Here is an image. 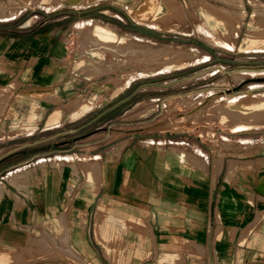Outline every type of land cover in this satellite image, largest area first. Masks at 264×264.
<instances>
[{
    "label": "rangeland",
    "instance_id": "obj_1",
    "mask_svg": "<svg viewBox=\"0 0 264 264\" xmlns=\"http://www.w3.org/2000/svg\"><path fill=\"white\" fill-rule=\"evenodd\" d=\"M99 1L0 0V34L42 40L45 35L57 32L55 37L59 43L63 38L62 56L71 53L74 57L73 72L63 75L61 84L65 89L59 94L53 87L43 86L41 80L45 79L39 76L41 72L36 63L43 48L31 46L23 57L24 62L21 59L14 62L12 91L2 92L5 86H0V117L6 113L1 106L19 94L43 105L51 102L46 115L59 109L65 118H73L74 109L80 104H84L80 111L89 109L59 127L40 130L44 126L41 123L31 126L28 135L2 141V147L28 144L21 151L23 155H17L7 164L31 157L37 160L24 168H13L8 174L0 172V191L5 187V178L12 180L30 173L38 165H55L62 170L70 163L65 164L63 158L70 156L77 164L72 178L78 188L71 189L70 193L77 194V231L91 238L108 222L111 232H115L119 190L99 189L101 162L85 165L79 162L78 155L100 157L101 153L112 150L110 159L116 162L119 145L125 137L132 136L131 131L124 134V129L141 125L147 128L142 131L143 135L156 133V129L169 136L172 130L179 136L190 133L189 143L200 144L206 151L205 166L209 163L216 167V161L219 163L222 159L228 164L230 155L241 159L250 150L264 148V139L248 145L243 142L255 139L264 130V50L256 48L264 42V0H151L156 9L150 13L149 22L147 19L139 22L128 7H121L115 0L92 5ZM146 1L133 0L130 6L139 10ZM161 8L164 11L160 19L189 22L192 32L151 25ZM59 16H63L61 29L53 28L54 19ZM27 19L29 24L34 23L23 29L20 23ZM99 19L118 23L123 33L117 31L114 39H102L96 33ZM44 20H49L45 26ZM200 53H205V57L198 56ZM192 55L196 57L193 60ZM65 61L63 68L70 65ZM48 80L53 82V77H46L45 81ZM56 112L59 121L61 114ZM156 113V118L148 120ZM37 119L34 115L33 120ZM136 120L144 122L134 123ZM14 135L12 131L9 136ZM166 137L149 139L147 143L166 148L176 144L182 150L178 141ZM4 138L6 131L0 126V140ZM189 153L191 157L185 159L191 167L202 164L196 159L198 155ZM39 155L46 157L37 158ZM57 156L62 159L53 162L59 160L53 159ZM235 162L247 164L241 160ZM87 181L93 183L94 189L86 187ZM66 191L69 194L70 190ZM121 195L124 196V190ZM61 216L65 228L64 213ZM43 239L39 235L9 255L2 251L7 247L0 244V264L54 262L48 255L55 251L44 252ZM64 241L68 242V235ZM94 245L99 247L95 241Z\"/></svg>",
    "mask_w": 264,
    "mask_h": 264
},
{
    "label": "crops",
    "instance_id": "obj_2",
    "mask_svg": "<svg viewBox=\"0 0 264 264\" xmlns=\"http://www.w3.org/2000/svg\"><path fill=\"white\" fill-rule=\"evenodd\" d=\"M102 3L103 0L92 5ZM62 17L54 19L53 28L59 26L61 29ZM116 17L125 21L118 15ZM29 20L20 23L23 29L33 25L34 22L29 24ZM49 20H44L42 25L45 26ZM56 34L45 35L42 40L0 34V86H5L2 92L12 91L14 62L20 59L24 62V55L33 45L43 48L36 62L41 72L39 76L45 80L53 77V82L41 80L43 86H51L59 94L64 91L62 77L73 72L71 62L74 57L71 53L62 56L63 38L59 43ZM65 60L70 65L63 68ZM44 104L24 94L10 97L1 106L6 113L0 117V126L4 127L6 138L0 143L18 135H28L31 126L41 123L44 126L40 130L59 127L89 110L80 111L83 105L80 104L74 109L73 118H65L59 109L46 115L47 105L52 103ZM55 111L61 114L59 121ZM34 115H37V121L33 120ZM156 120L158 123L159 119ZM139 122L144 121H134ZM145 129L141 125L124 129V134L131 131L132 136L125 137L123 144L119 145L116 162L110 159L112 150L101 153L100 157L78 155L79 162L85 165L101 162L99 189L119 190L117 221L113 226L115 232H111L108 222L92 238L78 233L77 194H70L71 189L78 188L72 178L77 164L65 155V164L70 163L62 170L55 165H38L30 173L12 180L5 178V187L0 191V244L7 248L2 251L8 255L14 253L40 235L46 244L43 251H55L48 255L54 262L44 260V264H264V148L250 150L241 159L230 155L228 164H225L226 159H222L219 163L216 161V167L209 163L205 166L206 151L200 144L189 143L190 133L179 136L172 130L169 133L172 137L156 129V133L143 135ZM12 131L15 135L9 136ZM161 136L178 141L182 150L175 143L168 148L147 143L149 139ZM256 136L243 142L248 145L263 140L264 130ZM26 145L12 143L0 146V172L8 174L13 168H24L37 160L31 157L7 164L17 155H23L21 151ZM189 152L202 158H196L202 164L191 167L185 159L190 156ZM42 157L46 155L37 158ZM82 157L88 160L83 162L80 160ZM53 159H59L53 161L58 163L62 158L57 156ZM236 160L247 164L238 165ZM86 187L94 189L90 181L86 182ZM66 189L70 190L69 194ZM122 190L124 196L121 195ZM62 213L65 215V228ZM65 235H68V242L64 241ZM51 236L54 237L51 239ZM94 241L99 243V247L94 245Z\"/></svg>",
    "mask_w": 264,
    "mask_h": 264
},
{
    "label": "bare ground",
    "instance_id": "obj_3",
    "mask_svg": "<svg viewBox=\"0 0 264 264\" xmlns=\"http://www.w3.org/2000/svg\"><path fill=\"white\" fill-rule=\"evenodd\" d=\"M116 2H119L121 4H123L124 6L128 7L131 11H132V14L134 15V17L138 20V21H146V19L148 20V18H150V13L153 12L156 7L154 4L153 1L151 0H147L145 2V5L142 6L139 10H136V9H132L131 8V3L133 0H115ZM163 11L164 9H159V11L157 12V16L151 20V25H154L158 28H169V29H176V30H179V31H182V32H185V33H190L192 32L191 31V26L189 27L188 26V23H185L182 22V21H179V20H176V19H167V20H164L163 19H160L161 15L163 14ZM150 15V16H149ZM183 17V16H182ZM186 18V17H185ZM181 19V18H180ZM94 21V20H93ZM150 20H148L149 22ZM187 21V20H186ZM147 22V21H146ZM98 24H99V27L96 29V33L98 34V36H100L102 39H114L115 38V34L117 31H120L121 33H123V31L115 26V25H111V24H107V23H104L103 21L101 20H98ZM125 33V32H124ZM128 35V34H127ZM130 35V34H129ZM131 37V36H130ZM137 37V36H136ZM135 37V38H136ZM140 39V38H139ZM136 40V39H135ZM148 40V39H147ZM143 41V40H142ZM146 41V40H145ZM152 41V40H151ZM157 42V41H155ZM149 45V44H148ZM252 46H255V45H252ZM156 47V45H155ZM257 49H263L264 50V42H261L259 43L257 46H256ZM192 52V51H191ZM193 57H191V59L193 60L194 58V55H192ZM197 56V55H196ZM198 56L200 57H205V53H200ZM185 61V60H184ZM183 62V61H182ZM86 104V103H85ZM84 105V104H83ZM90 105V104H89ZM91 106V105H90ZM83 108V107H82ZM85 111V110H84ZM195 146V145H194ZM187 147V146H186ZM189 147V146H188ZM196 148V146H195ZM190 149H192L190 147ZM192 150H195V149H192ZM196 151V150H195ZM91 159V158H90ZM81 161L85 162V160H88V158L86 157H82L80 158ZM68 161V160H67Z\"/></svg>",
    "mask_w": 264,
    "mask_h": 264
}]
</instances>
